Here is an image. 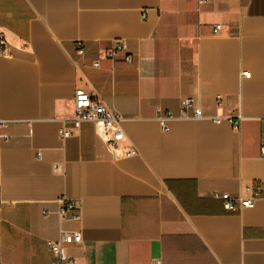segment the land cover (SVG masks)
I'll use <instances>...</instances> for the list:
<instances>
[{"label": "crops", "instance_id": "crops-1", "mask_svg": "<svg viewBox=\"0 0 264 264\" xmlns=\"http://www.w3.org/2000/svg\"><path fill=\"white\" fill-rule=\"evenodd\" d=\"M0 39V264H52L47 242L73 231L79 264H264V199L215 198L264 187V0H0ZM117 41L130 64L103 57ZM78 89L122 118L136 156L91 123L60 137ZM185 99L241 125L180 119Z\"/></svg>", "mask_w": 264, "mask_h": 264}, {"label": "built area", "instance_id": "built-area-1", "mask_svg": "<svg viewBox=\"0 0 264 264\" xmlns=\"http://www.w3.org/2000/svg\"><path fill=\"white\" fill-rule=\"evenodd\" d=\"M209 0H198L199 5L208 4ZM143 18H145L143 16ZM221 31V26L214 29V34L218 35ZM4 42L0 39V55L8 56V53L3 49ZM76 53L79 57H84L86 48L82 41L76 43ZM124 56L127 64L131 63V56L128 54V47L125 41H117L114 46L106 51L104 58L114 61L117 57ZM96 69L100 68V62L96 61L93 64ZM246 78H250V74L244 73ZM218 106L222 105L223 98L218 96L216 99ZM175 116L171 112L157 111V120L164 132H168V121L174 119ZM180 119L184 120H210L215 124L227 122L233 127H240L241 117H210L207 116L201 107L197 105L194 99H185L181 102ZM71 122L72 126H68L67 122ZM63 127L60 129V137L68 139L75 135L81 126L85 123H91L96 128V133L101 141L114 153L116 158L134 157L138 154L136 148L132 145L126 146V137L123 132L121 123L122 118L102 100L93 96L91 93L78 89L75 93L72 102V114L64 121ZM7 123L0 121V127ZM7 141V139H6ZM261 157L264 158V146L261 148ZM41 158V154L37 155ZM248 196L240 199H232L228 194H216L215 198L224 203V208L228 212H240L245 209H253L257 201L264 199V187L256 184L246 190ZM62 207L58 215L61 219H69L79 222L81 220L80 207L74 201L62 200ZM82 234L80 232H63V238L60 242L48 241L47 247L53 253L54 260L52 264H79L72 259L67 253V246L80 245L82 243Z\"/></svg>", "mask_w": 264, "mask_h": 264}]
</instances>
